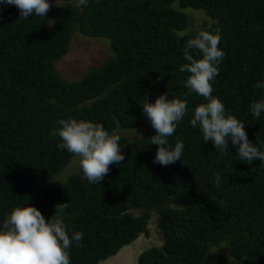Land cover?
<instances>
[{"label": "trees", "instance_id": "obj_1", "mask_svg": "<svg viewBox=\"0 0 264 264\" xmlns=\"http://www.w3.org/2000/svg\"><path fill=\"white\" fill-rule=\"evenodd\" d=\"M74 2L58 0L57 7L50 0L46 17L21 19L0 0V226L18 204L36 207L47 220L67 203L60 215L69 235L83 233L68 250L71 264H100L145 233L156 209L162 244L142 251L137 264H227L213 252L223 243L233 262L264 264V162L240 161L230 138L223 155L204 142L190 121L206 101L189 92L188 74L179 71L186 40L199 28L219 27L225 57L212 95L264 151V112L256 117L250 110L264 99L256 87L264 83V0H88L82 11ZM190 9L204 13L202 26L192 28ZM75 34L107 40L110 54L70 82L55 63ZM164 93L188 103L168 138L172 147L183 142L180 161L153 163V129L120 137L124 160L99 183L80 169L53 184L74 156L51 134L59 119L100 123L110 134L138 129L150 124L144 97L154 103Z\"/></svg>", "mask_w": 264, "mask_h": 264}, {"label": "clouds", "instance_id": "obj_2", "mask_svg": "<svg viewBox=\"0 0 264 264\" xmlns=\"http://www.w3.org/2000/svg\"><path fill=\"white\" fill-rule=\"evenodd\" d=\"M2 2L14 5L19 10L21 19H27L33 14L46 17L53 6L50 0ZM87 4L88 0L74 2V6L81 11ZM55 5L61 7L58 0H55ZM53 23L54 21H50L49 25ZM220 31L219 27L199 28L184 44L183 59L186 63L180 66L179 71L188 75L183 83L190 93H195L206 101L195 106L190 123L194 128L199 125L204 142L212 141L222 155L229 148L230 138L232 145L237 148L236 155L240 161H247L249 164L254 160L264 162V151L249 141L244 123L235 115L227 113L221 100L212 95V81L219 74L218 66L225 57L219 47ZM194 53H199V58ZM256 87L264 89V83L257 82ZM141 105L156 133L150 137L151 144L158 146L153 163L168 166L180 161L184 150L183 142L178 140L172 147L168 138L173 136L178 122L187 114V101L169 98L164 93L154 103H150L145 96ZM250 110L254 116L260 117L264 112V99L254 101ZM57 123L60 127L51 133L61 140L57 147L79 158L82 173L90 183L102 181L109 173L110 165H118L124 160L119 135L110 134L103 124L72 117L59 119ZM216 179L219 182V174ZM66 208L67 203L57 204L54 215L46 220L34 206L18 204L13 207L0 226V264H71L68 250L73 241L82 240L83 233L73 232L69 235L67 225L60 215Z\"/></svg>", "mask_w": 264, "mask_h": 264}, {"label": "rangeland", "instance_id": "obj_3", "mask_svg": "<svg viewBox=\"0 0 264 264\" xmlns=\"http://www.w3.org/2000/svg\"><path fill=\"white\" fill-rule=\"evenodd\" d=\"M185 13L192 21V28L202 26L206 21L205 15L197 10H185ZM108 41L102 38H90L81 34H75L72 37L67 53L64 57L55 63V68L60 76L66 81L75 82L83 77L87 71L97 67L104 59L109 56ZM154 128L150 124H144L138 129L118 130L115 132L119 137H127L130 140L141 137L144 132H151ZM79 158L73 156L70 164L65 170L53 177V184L57 185L66 181V179L80 171ZM152 218L147 227V231L140 234L133 246H124L120 252L101 262L100 264H137L138 255L153 246H161L162 239L156 229L157 211L153 209ZM134 215H141V211H133ZM213 252L223 257L227 264H238L228 257L227 245L220 244L214 248Z\"/></svg>", "mask_w": 264, "mask_h": 264}]
</instances>
